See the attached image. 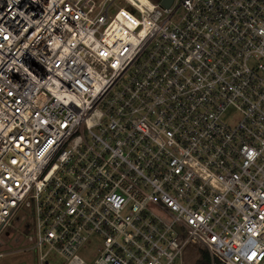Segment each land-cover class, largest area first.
Returning a JSON list of instances; mask_svg holds the SVG:
<instances>
[{
	"label": "built area",
	"instance_id": "1",
	"mask_svg": "<svg viewBox=\"0 0 264 264\" xmlns=\"http://www.w3.org/2000/svg\"><path fill=\"white\" fill-rule=\"evenodd\" d=\"M14 233L38 264H264V0H0Z\"/></svg>",
	"mask_w": 264,
	"mask_h": 264
},
{
	"label": "rangeland",
	"instance_id": "2",
	"mask_svg": "<svg viewBox=\"0 0 264 264\" xmlns=\"http://www.w3.org/2000/svg\"><path fill=\"white\" fill-rule=\"evenodd\" d=\"M140 1L143 5H150L151 3L157 2V0ZM122 5H125V3H122ZM13 224L17 225L16 220L13 221ZM16 228L18 229L19 227ZM17 236V233H14L11 237H7L6 235L0 236V241H2L3 243L2 245H0V253H3V255L0 256V264H38L37 250L24 246V240L21 244L16 243L15 238ZM99 242L100 239H98V243ZM94 249L95 248L89 250L84 249L81 250L78 254L83 260L88 261ZM54 258H52L53 261H55ZM58 260H60V257L57 256V261Z\"/></svg>",
	"mask_w": 264,
	"mask_h": 264
},
{
	"label": "trees",
	"instance_id": "3",
	"mask_svg": "<svg viewBox=\"0 0 264 264\" xmlns=\"http://www.w3.org/2000/svg\"><path fill=\"white\" fill-rule=\"evenodd\" d=\"M201 259H199L196 264H209V257H208V253L205 252H201ZM204 255V256H203Z\"/></svg>",
	"mask_w": 264,
	"mask_h": 264
},
{
	"label": "water",
	"instance_id": "4",
	"mask_svg": "<svg viewBox=\"0 0 264 264\" xmlns=\"http://www.w3.org/2000/svg\"><path fill=\"white\" fill-rule=\"evenodd\" d=\"M173 0H162V4L165 7H169Z\"/></svg>",
	"mask_w": 264,
	"mask_h": 264
}]
</instances>
